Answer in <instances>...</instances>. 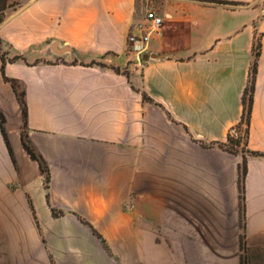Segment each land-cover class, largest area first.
<instances>
[{
  "label": "crops",
  "instance_id": "obj_1",
  "mask_svg": "<svg viewBox=\"0 0 264 264\" xmlns=\"http://www.w3.org/2000/svg\"><path fill=\"white\" fill-rule=\"evenodd\" d=\"M10 1L0 22L13 152L0 129V264H218L206 242L218 223L239 236L243 160L220 144L241 121L257 36L248 149L264 153V0ZM146 2L164 24L142 68L90 64L125 61ZM246 158V240L264 247V156ZM170 208L188 214L178 211L176 251L163 230Z\"/></svg>",
  "mask_w": 264,
  "mask_h": 264
},
{
  "label": "rangeland",
  "instance_id": "obj_2",
  "mask_svg": "<svg viewBox=\"0 0 264 264\" xmlns=\"http://www.w3.org/2000/svg\"><path fill=\"white\" fill-rule=\"evenodd\" d=\"M8 3V7L12 6L14 8H16L17 5V1H13L11 2L10 0H7ZM149 2H146V6H145V11L148 8H151L150 5H148ZM5 14V13H4ZM131 31V30H130ZM260 38V36L256 37V41L257 39ZM150 49L147 50V52ZM144 53L143 55H138L137 50L133 47H131L130 45L127 44V48L125 51V61L119 65L116 66L114 63L108 61L106 58H102L100 59L98 62H100V65H104V66H109V67H118L120 68L121 72L128 74L130 72V67L132 68H142V64L144 62V55L147 54ZM58 59L61 58V56L57 57ZM0 114H2L0 112ZM245 129V127H244ZM233 135L235 136V138L238 137V132L233 131L232 132ZM244 133L243 131H241V142L243 141V136ZM22 140H25L28 144L29 140L26 137V135L24 133H22ZM229 146H231L232 144L229 143ZM239 148V150H241V147H237ZM241 153V152H240ZM43 175H44V181L45 183H47V178H48V172L47 169L44 168V170L42 171ZM243 197V188L240 186L239 187V208H238V212H239V223H240V228H239V236L236 237L234 231H230V228L228 227V225L224 226L223 224H219L217 225V229L218 232L215 233V239L212 238L209 239L206 243H209L211 245L212 248L216 249L217 253H218V264H223L224 262H227V264H239L240 258L243 259V264H264V247H259V246H250L247 243V253H243L242 250L240 249V239L242 238V236H245V229L242 227L244 220L242 218V214H243V204L244 201L242 200ZM173 206L176 207V203H173ZM178 211L181 212V215H188L186 211L184 210H177V208L174 209H168V210H163V221L165 224L168 225V229H164L165 232H167V238L169 239V244L171 246L172 251H176V245H177V241L175 240L176 235V230L178 229L177 225H178V219L180 218V215L178 214ZM202 219H206L204 217H202ZM211 221H213V218H210ZM162 230V231H163ZM203 230H205V234L207 233V230L203 228ZM207 236V234H206ZM247 242V240H246ZM219 256H226L228 258V261H224V259H220ZM229 257H232V261H229Z\"/></svg>",
  "mask_w": 264,
  "mask_h": 264
},
{
  "label": "trees",
  "instance_id": "obj_3",
  "mask_svg": "<svg viewBox=\"0 0 264 264\" xmlns=\"http://www.w3.org/2000/svg\"><path fill=\"white\" fill-rule=\"evenodd\" d=\"M203 2H209L213 4H219V5H226V6H236L239 5L240 3L235 2V1H230V0H199ZM8 7L7 0H0V22L4 18V13L5 10ZM253 54H254V59L250 67V76L248 80V85L246 86L243 94H242V106H243V112H242V117L241 121L236 124L233 127V131L238 132L239 135H241V131H243L244 135L243 141L241 142V136L238 135L237 138L233 135L232 132L228 134L227 141L220 144L221 147L228 151L229 153L232 154H238L242 153L243 154V160L242 163L239 166V187L241 186L243 188V197L242 200L244 201V181L245 177L247 174V158L246 154L249 153L250 155H259V156H264V153L258 152V151H251L248 149V142H249V137H250V127H251V118H252V108H253V100H254V92H255V85H256V75L258 71V59L261 54V40L260 38L257 39V42L254 43L253 47ZM100 62L97 61H92L90 64H98ZM115 71L121 72L120 68L118 67H112ZM145 99H148L147 96L144 95ZM4 116L0 114V129L2 132V135L4 137V140L8 146L9 152L12 155V148L8 139V134L6 132V129L4 127ZM245 127V129H244ZM23 146L26 150V152L30 155V157L34 160H37L39 162L40 168L43 171L44 168L46 167L43 165L42 160L40 157L35 153L34 149L30 144H28L25 140H22ZM231 143L232 145L229 146L228 144ZM241 147V150L239 148ZM49 177L47 178L48 181ZM242 218L244 220L243 223V228L246 229V207H245V202L243 204V214ZM240 249L242 250L243 253H247V242H246V235L242 236L240 239ZM240 264H243V259L240 258Z\"/></svg>",
  "mask_w": 264,
  "mask_h": 264
},
{
  "label": "built area",
  "instance_id": "obj_4",
  "mask_svg": "<svg viewBox=\"0 0 264 264\" xmlns=\"http://www.w3.org/2000/svg\"><path fill=\"white\" fill-rule=\"evenodd\" d=\"M164 24V18L155 10L148 8L144 18L134 24L127 35V43L137 50L138 55L147 52L151 40L159 33Z\"/></svg>",
  "mask_w": 264,
  "mask_h": 264
},
{
  "label": "water",
  "instance_id": "obj_5",
  "mask_svg": "<svg viewBox=\"0 0 264 264\" xmlns=\"http://www.w3.org/2000/svg\"><path fill=\"white\" fill-rule=\"evenodd\" d=\"M54 49H55L58 53H61V52H64V51L68 50L69 48L64 47V48H62V49H59V48H57L56 46H54ZM148 57H149L148 54H145V55H144V59H148Z\"/></svg>",
  "mask_w": 264,
  "mask_h": 264
}]
</instances>
